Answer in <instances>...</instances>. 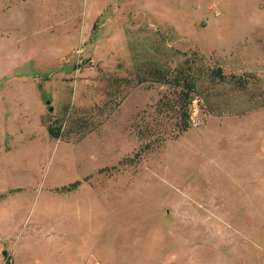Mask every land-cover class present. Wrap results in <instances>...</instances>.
Wrapping results in <instances>:
<instances>
[{
  "label": "rangeland",
  "instance_id": "374dc122",
  "mask_svg": "<svg viewBox=\"0 0 264 264\" xmlns=\"http://www.w3.org/2000/svg\"><path fill=\"white\" fill-rule=\"evenodd\" d=\"M7 256L264 264V0H0Z\"/></svg>",
  "mask_w": 264,
  "mask_h": 264
},
{
  "label": "trees",
  "instance_id": "16d2710c",
  "mask_svg": "<svg viewBox=\"0 0 264 264\" xmlns=\"http://www.w3.org/2000/svg\"><path fill=\"white\" fill-rule=\"evenodd\" d=\"M219 73V70H218ZM221 79V78H220ZM174 81H177L176 79H174ZM182 85L186 88L184 92L181 93L180 97H181V103H183L184 106L187 105V97H188V93L191 91V82L188 81H182ZM181 120H180V128L181 127H187V125L185 124V119L187 118L186 115L184 114V111L181 112ZM4 264H7V260L5 261Z\"/></svg>",
  "mask_w": 264,
  "mask_h": 264
},
{
  "label": "crops",
  "instance_id": "0c3cea01",
  "mask_svg": "<svg viewBox=\"0 0 264 264\" xmlns=\"http://www.w3.org/2000/svg\"><path fill=\"white\" fill-rule=\"evenodd\" d=\"M4 258H5L4 259L5 261L7 260V264H23V263L14 261V259L10 260L8 256L4 257ZM28 258L30 260V264H41L40 260L38 258H36V257L28 256ZM31 261L33 263H31ZM1 264H3V263L1 262Z\"/></svg>",
  "mask_w": 264,
  "mask_h": 264
}]
</instances>
